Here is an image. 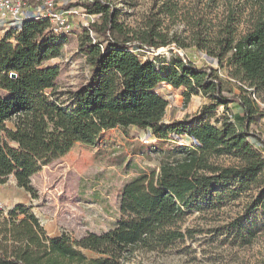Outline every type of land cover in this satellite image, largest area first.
I'll return each mask as SVG.
<instances>
[{
    "label": "trees",
    "instance_id": "16d2710c",
    "mask_svg": "<svg viewBox=\"0 0 264 264\" xmlns=\"http://www.w3.org/2000/svg\"><path fill=\"white\" fill-rule=\"evenodd\" d=\"M245 3L257 6L248 30L235 36L233 12L217 39L219 64L230 62L242 89L232 97L224 94V79L212 65H197L180 52L160 66L143 59L141 52L177 40L157 30L160 20L145 37L125 33L106 0L68 5L83 6L104 20L83 28L79 50L87 55L90 69L78 89L56 91L60 67L48 60L61 55L62 44L57 33L46 31L49 20L26 19L0 37V184L13 177L18 187L37 197L34 174L75 143L96 145L102 131L118 126L149 131L152 137L146 143L151 148L144 143L140 151L161 154L158 172L125 184L122 216L102 233L88 232L78 239L67 233L50 235L27 205L16 204L12 219L19 214L23 218L8 230L12 238L6 234L0 239V264H130L139 249L184 238L179 223L187 209L213 204L228 192L238 196L256 189L253 204L264 213V140L250 129L264 117L256 99L264 92V0ZM160 83L183 88L186 101L202 92L213 102L190 119L166 122L169 99L157 90ZM232 101L241 109L236 122L225 114L212 119L218 106L228 108ZM222 156L233 161L221 163ZM249 234L247 242L254 235ZM85 250L100 256L89 257Z\"/></svg>",
    "mask_w": 264,
    "mask_h": 264
},
{
    "label": "rangeland",
    "instance_id": "374dc122",
    "mask_svg": "<svg viewBox=\"0 0 264 264\" xmlns=\"http://www.w3.org/2000/svg\"><path fill=\"white\" fill-rule=\"evenodd\" d=\"M76 1L61 0V8L69 9L72 6L68 5ZM106 1L116 10V21L125 33L145 37L153 22L160 20L157 30L168 40H177V44L170 42L156 51L141 52L143 59L151 58L160 66L172 61L176 52H180L197 65L218 68L227 96L242 92L231 74L230 62L225 61L224 66L219 64L217 39L233 12L235 36L244 34L250 27L252 10H257V6L245 3L247 0ZM169 7L171 12L167 11ZM91 22L102 24L104 20L99 14L89 16L82 11L70 17L69 29H60L57 33L62 53L48 63L60 67L56 83L58 92L78 89L89 78L88 57L79 46L83 28ZM5 33L0 29V37ZM157 90L169 99L166 122L190 119L213 102L202 92L186 101L183 88L176 89L164 83H160ZM256 99L264 111V92L257 93ZM240 110L239 103L232 101L228 108L218 106L212 119L223 117L227 111L238 119ZM250 129L264 140V117L254 121ZM151 137L152 133L147 130L118 126L102 131L96 145L75 143L66 154L33 175L37 197L18 187L10 177L0 184V239L23 218L19 214L12 219L11 211L18 203L27 205L50 235L67 233L78 239L88 232L102 233L112 228L122 216L120 202L125 184L153 170L159 171L160 152L155 149L140 151L144 143L151 148L143 141ZM250 140L263 151L260 143L251 137ZM232 161L227 156L219 158L221 163ZM255 190L240 192L238 196L228 192L224 199L213 204L201 202L187 209L179 223L180 230L185 232L184 238L169 246L139 249L131 257L130 264H264V213L260 207H254ZM248 232L254 233L250 242L246 241L250 237ZM9 238H12L10 234ZM85 253L89 257L100 256L90 250Z\"/></svg>",
    "mask_w": 264,
    "mask_h": 264
},
{
    "label": "built area",
    "instance_id": "2783aa9c",
    "mask_svg": "<svg viewBox=\"0 0 264 264\" xmlns=\"http://www.w3.org/2000/svg\"><path fill=\"white\" fill-rule=\"evenodd\" d=\"M82 11L91 16L83 6H72L63 10L61 0H0V29L3 32L11 28L17 29L24 20L34 17L49 20L50 26L46 31L58 33L60 29H69L70 17ZM225 115L230 121L236 122L234 113L227 111ZM143 141L149 142L150 139Z\"/></svg>",
    "mask_w": 264,
    "mask_h": 264
},
{
    "label": "water",
    "instance_id": "95a60500",
    "mask_svg": "<svg viewBox=\"0 0 264 264\" xmlns=\"http://www.w3.org/2000/svg\"><path fill=\"white\" fill-rule=\"evenodd\" d=\"M13 75L15 76L16 74L14 73Z\"/></svg>",
    "mask_w": 264,
    "mask_h": 264
}]
</instances>
